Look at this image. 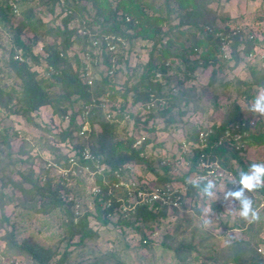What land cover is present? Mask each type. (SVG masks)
<instances>
[{
    "label": "trees",
    "instance_id": "1",
    "mask_svg": "<svg viewBox=\"0 0 264 264\" xmlns=\"http://www.w3.org/2000/svg\"><path fill=\"white\" fill-rule=\"evenodd\" d=\"M42 2L48 4L50 12L54 4H59V0H42ZM62 2L58 12L62 14L59 24L53 23L50 19H41L32 6L24 8L21 18L14 24L10 22L9 16L12 14L5 0L2 3L0 1V23L3 22L11 31L12 41H14L7 58V66L12 73L5 75V78H12L14 83L0 84V113L2 111L5 117L10 115L21 117L31 121L36 127L38 125L32 121L31 112L41 106L50 107L51 112L60 120H63L66 115L67 124L58 129L57 134L64 145L68 144L67 152L74 150L77 153L78 149L86 145L89 147L93 160L111 169L125 163L138 164L143 166L145 172L151 174L149 182L155 187H164L166 184L170 187L183 185L185 187L183 194L169 195L171 200L173 196H178L179 206H182L186 197L198 195L197 190L188 182L189 178L193 180V174L198 171L196 167L198 159L216 161L237 180L242 171L247 172L248 166L243 157L245 148L248 145L264 143V133L258 130L253 132L248 127L249 118L243 115L237 105L228 108L223 114L224 120L217 125L211 124L197 129L194 126L182 127L184 136L174 143L177 152L161 153L158 150L155 158H152L144 150L151 139L135 133L140 130L139 123L146 124L149 119L155 120L157 117H160L158 119L164 124L163 128L173 124L175 119L171 109L175 106L179 107L178 101L181 99L185 101L183 106L190 100L183 91L170 92L171 86L168 81L170 75L167 72L169 64L166 61L168 57H177L182 61V70H180L182 76L176 78L174 74L175 82L179 84L181 80L191 77V71L198 65L219 63L216 53L220 42L224 41L225 37L231 38L233 48L231 56L235 62L238 56L234 48L241 41L244 54H249L251 48L260 42L246 36L240 37L237 27L231 31L223 29L220 32L214 22L217 18L215 9L207 7L204 0H62ZM88 12H91V16L86 20L87 24L96 26L95 29L90 27V34H79L75 28L69 27L71 18L87 16ZM175 18L177 22L174 23ZM24 30L31 34L32 41L43 42L46 52V55L42 57L46 64L43 69V72L47 73L45 76L36 78L37 72L29 69L30 65L25 58L29 57L32 64L37 65L40 63V57L33 55L30 46L22 42L20 34ZM185 31L189 41H179V35H183ZM105 36L119 37L121 40L137 37L150 40L153 41L152 45L157 50L154 57L147 59L139 73L135 74V71L127 73L122 88L120 86L121 91L114 89L115 84L112 79L119 72L117 64L125 65L127 59L122 58V47L119 44L121 41H112L115 44L118 43L119 51L114 53L105 49L103 39ZM76 40L87 44L92 40L102 43L96 57L98 56L102 61L104 68L98 78H92L90 84H86L83 80L81 59L75 53L71 57L67 55L71 43ZM162 40L163 46L160 43ZM156 43L160 46L155 47ZM169 47L178 48L182 53H173L169 51ZM197 48L200 49L197 58L199 61L193 58L188 63L186 56L196 54ZM16 49L21 50L22 60L14 58ZM111 63L115 66L109 73ZM156 74L164 78V83L155 78ZM56 83L59 85L56 93H51L49 88ZM241 84L244 88L239 91ZM251 85L261 86L264 89V71L253 74L249 82L237 81L233 87L236 92L248 98L247 91ZM118 98L119 101L116 103ZM132 106H135L133 112ZM179 110V108L176 110L178 115L181 114ZM112 112L115 113L112 114ZM82 114L88 121V130L80 132L82 122L77 123L76 118H81ZM120 120L124 123L121 124ZM129 123L133 126L130 130L127 129ZM230 123L237 125L241 133L238 138L232 137L235 131L231 129L232 125L229 127ZM45 126L47 125L40 127L49 131ZM151 129L153 127L148 130ZM7 130V127H0V145L5 146L4 150L0 149V172L5 168L11 170L13 167L9 166L14 164L10 154L11 145L8 143L10 133ZM12 133L15 135L17 131ZM137 138L141 141L134 147L133 143ZM38 140H41L40 135L35 139L37 142ZM182 141L185 143L184 146ZM42 143L36 146L49 152L48 159L56 164L65 165L67 154L60 151V145L44 141ZM157 145L160 146L161 143H156ZM23 146L24 144H21L20 148ZM152 149L154 146L150 148L151 151ZM79 161L82 162L81 164L90 165L89 167L92 165L89 160L80 159ZM178 164L185 169L179 168ZM15 174L18 178L13 180L9 175L0 173V222L6 220L2 214L4 196L2 189L6 182L20 194L21 208L41 214L57 210L65 216L63 224L66 235L62 239L64 246L60 250L59 257L54 261L51 260L53 253L50 249L43 250L36 243H30L29 239L16 242L10 231H6L0 238L4 240V246L7 247L10 255L15 257L20 255L25 261L31 258L32 264H122L114 254L94 255L89 259L76 262L68 261L69 253L66 248L70 245L82 246L85 239L98 236V227L107 228L106 225H110V228L124 226L132 228L139 235L137 241L140 247L152 251L159 247L163 252H170L174 264H264L262 256L255 252L258 243L254 239L256 229L252 230L253 234L247 238L248 245L244 248L240 247L241 240L229 233L231 241L219 252H211L213 248L206 246V235L200 237L197 243L190 239L176 245H170L167 242L154 243L143 229L151 232L152 223L165 217L167 206L165 204L156 201L150 206L146 203L136 204L133 210L122 213L120 201L107 194V187L101 185L100 177L96 176L95 182L99 184L100 189L96 194L87 191L90 206H88L89 209L81 211L77 210L76 198H64L58 194L59 190H65L68 186L66 185L68 181L64 178L55 175L56 183L53 184L50 178H44L42 182L41 177L33 176L31 170L27 172L16 170ZM77 178L80 177H75V183H78ZM116 179L114 174L107 175L110 184ZM24 182L29 184L27 188L22 185ZM143 185L147 186L145 183ZM257 191L264 195V187ZM107 200H109L108 204ZM209 205L220 213L219 204L210 202ZM261 206L257 208L259 220H262V211H264V205ZM171 209L174 208L171 207ZM91 222L95 224V229ZM234 222L231 225H224V229H242L243 221L234 219ZM248 223L253 224L254 221Z\"/></svg>",
    "mask_w": 264,
    "mask_h": 264
},
{
    "label": "rangeland",
    "instance_id": "2",
    "mask_svg": "<svg viewBox=\"0 0 264 264\" xmlns=\"http://www.w3.org/2000/svg\"><path fill=\"white\" fill-rule=\"evenodd\" d=\"M1 3L3 0H0ZM159 1V0H158ZM15 5L17 7V14H12L10 22L16 23L21 18V12L24 8L32 6L36 15L44 20H53V23L59 24V19L62 14H59V5L62 0H59V4L52 6V12L48 10V4L43 3L42 0H16ZM204 4L212 9H215L217 18L214 20L215 25L221 30L227 29L231 31L234 27L239 30L240 37H247L252 40H257L260 43L255 44L251 48L249 54H244L242 41L234 48L237 52L238 60L235 62L231 56L233 50L231 46V38L225 37L224 41H221L217 50V58L219 59L218 64L198 65L191 71L192 76L181 80V83L175 82L174 74L176 78L182 76V61L177 57H168L166 61L169 64L167 69L169 76V85L171 86V93H176L178 90L183 91L184 94L190 97L185 106L183 99L178 101V106L171 109L175 122L168 124L163 128L164 124L157 117L155 120L149 119L146 124L139 123V131L135 134L144 136L151 139L144 150L150 157L155 158L156 152L159 150L161 153L165 151L177 152L175 150V141L183 138L182 127L194 126L208 127L211 124H219L224 118V112L232 105H237L241 109L244 116L248 117V127L253 132L264 133V116L254 114L249 110L251 102L254 100L259 92L264 91L261 86L251 85L249 86L247 98L245 95L239 94L235 91L233 84L237 81L249 82L252 75L260 71H264V0H204ZM91 16V12L88 15H83L81 18L73 17L68 23L69 27L75 28L79 34H90V27L96 28L91 23L87 24V21ZM174 23L177 22L175 18ZM219 33V32H218ZM187 32L183 35H179V41H189L187 39ZM31 34L24 30L21 32L20 37L23 39V43L30 46V51L33 55L40 57L39 64H32L30 58H25L28 62L29 69L37 72L36 78L39 76H45L47 73L43 72L46 64L42 59L46 52L44 51L42 41H32L30 38ZM183 38H182V37ZM186 38V39H185ZM49 39V37H46ZM77 41V40H76ZM73 41L67 51V55L71 57L74 53L80 58L81 54L87 47V43L83 41ZM11 31L2 22L0 23V84L14 83L12 78H5L6 73H12V70L7 66V58L9 50L13 48ZM161 45L163 46L164 41L162 40ZM85 44V45H84ZM122 47V58L127 59L126 64L119 63L117 68L119 72L113 76V83L115 84L114 89L121 91L122 84L126 80L127 73L135 71L139 73L142 66L145 64L147 59L154 57L157 53L156 48L153 47V41L142 40L140 38L124 39L120 43ZM85 46V48H83ZM160 44H155V47H159ZM100 50L99 46L93 48L96 53ZM13 54L14 58L18 57L22 60L21 50L16 49ZM112 52H117L118 43L111 49ZM169 51L177 54H181L178 48L169 47ZM199 48L196 49V54H188L186 56L187 62L191 59L198 58ZM97 63L92 65L90 75L92 78H98L101 70L104 68L103 63L99 60L98 56ZM198 60V59H197ZM199 61V60H198ZM213 72L211 73V70ZM259 69V70H258ZM158 81L164 83V78L157 76ZM58 84H53V87L49 88L51 93H56ZM121 86V88H120ZM244 86L239 85V91ZM194 98V99H193ZM119 98L115 101L117 103ZM114 103V105H116ZM139 105V104H138ZM138 105H135L138 107ZM132 106V112L135 111ZM180 109L181 114L176 113L177 109ZM115 112H112V114ZM32 121L37 123L38 127L34 126L31 121H26L21 117L10 115L5 117L3 112L0 113V127H7V132L10 133L8 143L11 145V158L14 164H11L10 169H3V174L9 175L13 180L17 179L18 176L15 174L16 170L27 172L31 170L33 176L37 175L41 177V181L44 178H50L51 183H56V169L53 166L55 162L48 159L49 152L46 149H41L36 145L43 144L42 142H53L56 143L60 148V151L67 154L66 151L68 144H63L60 141L57 134L58 129H61L67 124V120H60L55 114L51 112L50 107L41 106L37 110L31 112ZM123 120H120L121 124ZM184 121V122H183ZM76 122L80 123L81 119L76 118ZM131 122V121H130ZM183 122V123H182ZM132 123V122H131ZM129 123L127 129L130 130L133 126ZM43 125L49 131H46ZM94 125V124H93ZM232 124H229V127ZM98 127V126H96ZM150 127L153 129L148 130ZM12 131H17L14 135ZM40 135V141H35L36 137ZM138 139V138H137ZM136 139V140H137ZM25 141V142H24ZM68 141V140H67ZM29 143V144H28ZM65 143V142H64ZM156 143H161L160 146H156ZM24 144L22 148L20 145ZM136 144V142L134 143ZM33 145V146H32ZM138 146V145H137ZM154 146L152 151L150 148ZM136 147V146H134ZM0 149L4 150L5 146L0 145ZM245 163L248 166V170L253 163H264V143L259 145L246 146L243 153ZM20 159V160H19ZM218 164V163H217ZM179 165V164H178ZM177 165V168H178ZM221 168L223 178L219 180L218 184V199L202 198L199 194L185 198L182 202V206H166V213L164 218H160L158 221L152 223L151 232L148 229H143L148 237L154 243H169L170 245H176L177 243L186 242L192 240L197 243L200 237H206V246L213 248L211 252H219L226 244L231 240V235L241 240L240 247L244 248L248 245L247 238L249 235L256 232L255 241L258 243L255 248V252L262 256L264 259V211H262V220H255L253 224L248 223L239 215V205L227 208L222 199V193L226 189L235 190L238 185H233V182H238L237 178L232 174H229L225 169L218 164ZM134 176L137 177L138 183L147 182L150 184L149 179L151 174L145 172L143 166L138 164H132ZM179 168L185 169L182 165ZM223 169V170H222ZM247 170V171H248ZM0 172V173H1ZM78 183L75 180L70 184L67 183V188L59 190L60 196L73 197L77 199V210L89 209L90 203L88 202L87 191L92 186V180L89 177L77 178ZM58 180V179H57ZM43 182V181H42ZM24 187H28L29 184L24 182ZM4 196L2 214L6 217V220L0 222V238L4 236L6 231H10L13 240L21 242L22 240H30V243L41 246L43 250H51L53 253L52 261L57 259L60 255V250L64 246V236L66 235L64 229V214L57 210L52 211L48 214L37 213L33 210H27L21 208L22 199L17 189L11 188L6 182L2 189ZM246 195L252 199L253 207L258 212L257 208H261L264 205V195L257 190L254 192H248ZM88 202V203H87ZM215 203L220 205V213L210 207L209 203ZM89 204V205H88ZM171 207L174 209L172 210ZM209 209L212 211L210 214L211 223L209 225L204 224L206 217L204 216V210ZM198 212H197V211ZM264 210V209H263ZM234 219L241 220L244 222L242 229L233 228L229 230L224 229V225H231ZM235 223V222H234ZM93 229H95V224ZM107 228H97L98 236L90 239H85L82 246L70 245L68 248V261L76 262L78 260H86L94 255H108L114 254L118 261L122 264H174L171 259L170 252H163L159 247L152 250L140 247L138 239V233L132 228L124 227H113L106 225ZM253 230V231H252ZM76 238V237H75ZM127 244V246H124ZM205 251V250H202ZM208 251V250H207ZM206 251V253H207ZM10 255L7 247L4 246V240L0 239V264H32L33 260L29 258L27 261L22 256Z\"/></svg>",
    "mask_w": 264,
    "mask_h": 264
},
{
    "label": "built area",
    "instance_id": "3",
    "mask_svg": "<svg viewBox=\"0 0 264 264\" xmlns=\"http://www.w3.org/2000/svg\"><path fill=\"white\" fill-rule=\"evenodd\" d=\"M7 7L10 9L12 14H17V7L13 0H5ZM104 47L108 51L115 46V41H122L119 37L113 36H105L104 38ZM102 43L100 41L92 40L87 45L83 53L81 54V63H82V70H83V80L86 84H90L92 80L91 67L92 65L96 64L98 59L96 58L97 52L93 51V48L99 46L101 48ZM18 58V57H16ZM19 59V58H18ZM20 60V59H19ZM112 61V60H111ZM114 64L111 63L110 69L108 70L111 73L112 69L114 68ZM64 119L67 120L68 117L65 115ZM81 131L88 130V121L85 117L81 116ZM231 129L235 132L232 134V137L238 138L239 131L237 125H232ZM244 134V133H242ZM140 139L134 141L136 144L133 143V146H137L140 144ZM182 146L185 143L182 141ZM67 160L65 165H59L54 163L53 166L56 169V174L60 178H64L71 183L75 180L76 176L79 177H89L92 180V186L89 188V191L92 194H96L100 186L97 182H95V177H100V184L107 187V194L117 201H120V210L122 213L128 212L134 209L136 204L146 203L147 205H153V202H159L161 204H165L168 206H178V196H173V199H170L169 195L173 193L183 194L185 187L183 185H178L174 187H170L167 184L159 187H155L147 182V186H144V183H138L137 177L134 176L133 168L131 163H125L121 166H117L115 169H111L109 166L99 163L98 161L93 160V156L90 154L89 147L84 145L81 149L76 151L70 150L68 151ZM80 159L89 160L91 161L90 165L79 161ZM198 171L196 174H193V180H199L201 178L207 179H214L217 183L222 177V171L220 166L217 164L216 161H212L210 159H203L200 158L197 160L196 165ZM111 173L114 174L117 178L116 181L108 183L107 175ZM143 185V186H142ZM109 200H107V204Z\"/></svg>",
    "mask_w": 264,
    "mask_h": 264
},
{
    "label": "clouds",
    "instance_id": "4",
    "mask_svg": "<svg viewBox=\"0 0 264 264\" xmlns=\"http://www.w3.org/2000/svg\"><path fill=\"white\" fill-rule=\"evenodd\" d=\"M249 110L260 116H264V91L259 92L249 106ZM189 183L197 190L202 198L218 199V184L214 179L201 178L199 180H192L189 178ZM233 185L238 187L233 189H226L222 193V199L227 208L239 205V215L248 222L257 220L258 213L253 207V201L246 193L254 192L259 188L264 187V163H253L250 165L247 172L242 171L239 175L238 182H233ZM211 210L205 209L204 224L207 226L211 223Z\"/></svg>",
    "mask_w": 264,
    "mask_h": 264
}]
</instances>
